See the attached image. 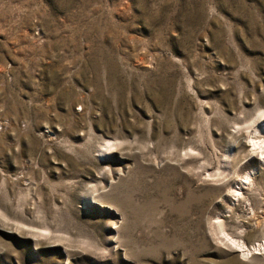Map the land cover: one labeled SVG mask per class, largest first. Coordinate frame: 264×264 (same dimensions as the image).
I'll return each instance as SVG.
<instances>
[{
	"label": "rangeland",
	"instance_id": "rangeland-1",
	"mask_svg": "<svg viewBox=\"0 0 264 264\" xmlns=\"http://www.w3.org/2000/svg\"><path fill=\"white\" fill-rule=\"evenodd\" d=\"M263 113L264 0H0V264H264Z\"/></svg>",
	"mask_w": 264,
	"mask_h": 264
},
{
	"label": "bare ground",
	"instance_id": "bare-ground-1",
	"mask_svg": "<svg viewBox=\"0 0 264 264\" xmlns=\"http://www.w3.org/2000/svg\"><path fill=\"white\" fill-rule=\"evenodd\" d=\"M246 129V131L240 130L239 131V136H235L234 139V144H236V147L240 150L243 149V152H245L248 149V153L247 155L249 156V148H252V152L256 153L259 157L257 158L258 160H264V113L259 116L253 123H251V125L249 126V122L247 121V126L246 128H244V130ZM243 139H246V141L243 143ZM116 143L109 141L106 145H105V150L104 152H106V154L112 153L115 147ZM117 146V145H116ZM237 149L236 148H231L230 149V153L234 154V159L231 161L232 156L233 155H229V160L230 161V165L235 164L234 160H236V156H237ZM253 154V153H252ZM247 156V157H248ZM238 159V158H237ZM221 170L220 172H218V174H216V176L219 177V181H223L225 180L228 176L226 175V173H235L236 171L233 170L232 168H224V169H219ZM243 183L244 184H249V182H254V180H252V174H246V176H243ZM240 184V183H239ZM91 190H93V192L95 193L96 191H98L97 186H95L94 188H91ZM244 187L242 185H240L239 188L235 189L233 191V195L240 197L241 195L244 194ZM218 228H219V232L221 234H223V236L225 237V239H227L232 245L236 246L238 248V252L242 253L243 256L248 257L249 254H254L257 253L259 254L261 251L262 246L264 247V243H259L258 245H253V247H249V245L243 240L240 239L239 236H233L232 234L228 233V231L225 228V224L223 222V220H221L218 224ZM218 230V229H217ZM219 233V234H220ZM223 237V240H224ZM243 238V237H241ZM256 251V252H255Z\"/></svg>",
	"mask_w": 264,
	"mask_h": 264
}]
</instances>
